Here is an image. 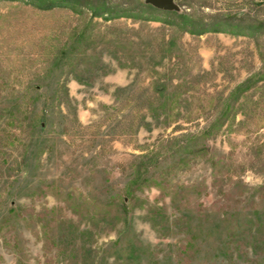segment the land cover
Listing matches in <instances>:
<instances>
[{
	"label": "rangeland",
	"instance_id": "rangeland-1",
	"mask_svg": "<svg viewBox=\"0 0 264 264\" xmlns=\"http://www.w3.org/2000/svg\"><path fill=\"white\" fill-rule=\"evenodd\" d=\"M63 1L0 0V264H264V0Z\"/></svg>",
	"mask_w": 264,
	"mask_h": 264
},
{
	"label": "water",
	"instance_id": "water-1",
	"mask_svg": "<svg viewBox=\"0 0 264 264\" xmlns=\"http://www.w3.org/2000/svg\"><path fill=\"white\" fill-rule=\"evenodd\" d=\"M149 2L156 8L166 11H175L179 8L175 0H149Z\"/></svg>",
	"mask_w": 264,
	"mask_h": 264
},
{
	"label": "trees",
	"instance_id": "trees-1",
	"mask_svg": "<svg viewBox=\"0 0 264 264\" xmlns=\"http://www.w3.org/2000/svg\"><path fill=\"white\" fill-rule=\"evenodd\" d=\"M26 2L34 4L35 6L38 5L41 8L51 9L55 5L60 4L61 2H65V1H63V0H26ZM98 12H100V11H98ZM98 12H97V10L94 11L95 15L98 14ZM260 222H262V219H260Z\"/></svg>",
	"mask_w": 264,
	"mask_h": 264
}]
</instances>
